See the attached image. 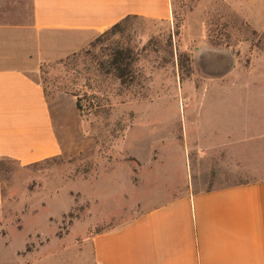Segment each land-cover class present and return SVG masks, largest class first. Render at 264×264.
Wrapping results in <instances>:
<instances>
[{"label":"rangeland","instance_id":"rangeland-1","mask_svg":"<svg viewBox=\"0 0 264 264\" xmlns=\"http://www.w3.org/2000/svg\"><path fill=\"white\" fill-rule=\"evenodd\" d=\"M172 5L170 21L130 17L47 61L28 14L8 22L31 39L66 151L2 165L0 264H91L94 233L185 193L264 180V0ZM117 49L135 59L125 83L109 70Z\"/></svg>","mask_w":264,"mask_h":264},{"label":"crops","instance_id":"crops-1","mask_svg":"<svg viewBox=\"0 0 264 264\" xmlns=\"http://www.w3.org/2000/svg\"><path fill=\"white\" fill-rule=\"evenodd\" d=\"M172 6V0H0V206L4 163L30 167L66 151L31 39L16 40L17 26L8 22L28 14L38 60L47 61L82 49L127 17L170 21ZM89 244L91 264H264V180L185 193L92 234Z\"/></svg>","mask_w":264,"mask_h":264},{"label":"trees","instance_id":"trees-1","mask_svg":"<svg viewBox=\"0 0 264 264\" xmlns=\"http://www.w3.org/2000/svg\"><path fill=\"white\" fill-rule=\"evenodd\" d=\"M130 17H127L126 19L122 20L121 22L117 23L113 27H111L108 31L115 33L117 31H121L122 23L123 21L129 19ZM107 31V32H108ZM132 53L130 50H123V49H117L113 54L112 58L109 62V70L114 71L116 73V77L121 80L122 83H125L130 75V67L134 63L135 59L131 55ZM188 62V60H187ZM102 67L104 71L108 74V60L104 64H102ZM179 69L181 72L185 69V62L183 55H180L179 57ZM190 71V68L188 69V73ZM77 107L80 109V104L77 102ZM246 184V183H243ZM241 185V184H239Z\"/></svg>","mask_w":264,"mask_h":264}]
</instances>
